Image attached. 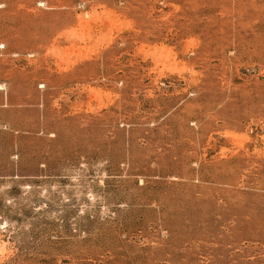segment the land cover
I'll use <instances>...</instances> for the list:
<instances>
[{
	"label": "rangeland",
	"instance_id": "1",
	"mask_svg": "<svg viewBox=\"0 0 264 264\" xmlns=\"http://www.w3.org/2000/svg\"><path fill=\"white\" fill-rule=\"evenodd\" d=\"M0 264H264V0H0Z\"/></svg>",
	"mask_w": 264,
	"mask_h": 264
}]
</instances>
